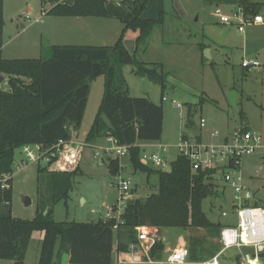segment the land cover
Here are the masks:
<instances>
[{
    "label": "trees",
    "instance_id": "obj_1",
    "mask_svg": "<svg viewBox=\"0 0 264 264\" xmlns=\"http://www.w3.org/2000/svg\"><path fill=\"white\" fill-rule=\"evenodd\" d=\"M46 1L56 3L50 14L116 18L123 23V30L112 46L53 45L47 60L6 59L0 48V83L8 78L10 85V90L0 88V180L14 172L16 151L24 146L51 149L61 140H71L72 130L81 126L85 115L90 81L104 75L103 97L86 141L110 133L119 143L130 145L129 160L135 172L146 173L148 179L158 175L156 192L144 199L136 196L128 201L122 215L124 223L119 226L117 250L126 251L131 243L138 244V226L204 228L208 236L218 237L224 225L212 221L203 210V200L217 195L212 183L215 169L193 170L190 158L181 154L168 170L140 161L143 149L138 143L162 138L163 107L147 97L131 96L125 81L118 79V72L125 64H131L137 76H146L162 88L165 86L162 66L138 60L124 42L128 30L139 32L138 47L148 41L161 20L143 17L150 0H134L131 7L114 0H75L73 4ZM262 5L239 0L246 17L260 14ZM3 28V0H0V39ZM240 114L241 118L245 117L243 110ZM181 138L188 139V134L183 132ZM82 150L80 144L67 143L62 153L46 164L54 188L63 183L71 188L73 178L80 172L78 160ZM108 166L111 175L119 173L118 159L111 158ZM9 182L12 183V178ZM62 196L66 197L67 192ZM12 198V185L3 188L0 181V259L25 264L32 233L43 231L38 264H58L54 254L59 239L60 253H69L71 264H113L115 220L56 221L55 196L42 204L43 210L34 218L21 219L12 213ZM208 236L188 237L189 260H206L221 250L222 245L208 240ZM163 249L164 244L159 240L150 253L153 258H159Z\"/></svg>",
    "mask_w": 264,
    "mask_h": 264
},
{
    "label": "rangeland",
    "instance_id": "obj_2",
    "mask_svg": "<svg viewBox=\"0 0 264 264\" xmlns=\"http://www.w3.org/2000/svg\"><path fill=\"white\" fill-rule=\"evenodd\" d=\"M162 3L165 5V13L160 12ZM52 4L45 0H16V2L7 0L3 12L4 28L1 36L4 57L7 59L33 57L32 44H36L42 47L41 58L44 60L50 58V42L45 38L40 40L41 23L37 22V18L44 10L51 8ZM18 7L22 9L21 15L15 14ZM30 7L32 10H29ZM145 8L143 16L161 20L154 26L146 43L138 47L136 41L126 35L124 42L138 60L147 61L146 63L158 61L157 64L162 66L161 70L164 73L165 86L162 88L160 84L149 79L148 88L144 91L139 76L133 72L131 64L121 67L118 79L125 81V88L131 96L147 97L163 107V132L159 142L168 147L163 151V148L154 146L147 148V151H155L167 159L169 166L166 170H168L171 162L177 157V145L182 142L183 132L188 134L191 142L201 140L203 144H216L222 142L220 139L223 134L242 120L252 130L264 134V49L261 53L247 56L233 45L228 43L225 46L221 45L219 41L222 42L223 38H218L225 27L216 23L218 19L216 12L221 9L228 14L234 13L239 8L237 0H150ZM13 16L17 18L12 20ZM25 16H29L31 20ZM22 23L26 25L34 23V25L32 28L22 30L20 25ZM246 29L249 35L264 34L263 26H249ZM237 34L243 35L235 27L229 37L234 39ZM198 42L213 46L212 58L207 56L208 48L201 51ZM244 58L257 59L262 65L243 67ZM104 87V75L90 81L85 115L79 129L82 137L84 132L88 133L93 123L103 97ZM1 88L10 90L8 78H5ZM233 89L241 93L239 108L232 106L228 100L229 93ZM175 102L180 106L177 107ZM240 110L244 111V118H241ZM201 119H204L206 125L200 132H195L193 127L195 124L200 125ZM216 131L219 132L218 136L213 135ZM96 147L85 148L81 156L80 172L73 178L71 188L65 183L54 188L51 177L45 169L47 165L29 163L23 154V161L29 167L23 171L14 169V178L10 184L13 187L11 202L13 215L21 219H32L43 210L42 204L50 202L52 196L57 199L53 202V218L56 221L89 222L104 215L106 207L118 190L115 176L111 175L102 158L95 156ZM21 153V149L16 151L15 165L18 159L22 158ZM129 159L127 156L121 160L125 163L123 175L131 180L132 193L139 192L144 199L148 193L158 189V175H152L148 179L146 173L135 172ZM110 160L109 157L105 162L109 164ZM241 175L244 184L253 194L250 202L264 207V153L257 151L256 154L244 156L241 162ZM212 183L217 195L203 200V210L213 221L221 222L224 226L235 225L237 217L232 214L233 192L224 180V172L218 171ZM66 192L67 196L63 197ZM220 192L222 196L219 195ZM26 196L31 198V203L28 205L24 202ZM217 196L220 198L217 199ZM223 210H227L231 215L223 216ZM142 227H148V231L155 228ZM188 229V237L208 236L204 228ZM207 238L218 241L217 237ZM243 251L250 253L252 248L246 247ZM36 255L37 252L32 246L27 264H33ZM138 255L144 261L141 264H161L156 261L148 263L142 251ZM239 255L237 249L226 250L222 252L220 262L240 264L242 258L240 255L237 259ZM127 261L126 259L124 263ZM0 264H14V261L0 259ZM260 264H264V258H260Z\"/></svg>",
    "mask_w": 264,
    "mask_h": 264
},
{
    "label": "built area",
    "instance_id": "obj_3",
    "mask_svg": "<svg viewBox=\"0 0 264 264\" xmlns=\"http://www.w3.org/2000/svg\"><path fill=\"white\" fill-rule=\"evenodd\" d=\"M216 16L220 22L224 24H235L240 32H245L249 25L264 27V14H256L246 17L242 8H238L232 14L223 12L218 9ZM2 43L0 41V48ZM261 62L257 59L244 58L243 67H259ZM0 83V88H1ZM165 99V97L163 98ZM177 107L180 106L175 102ZM206 125L204 119H201L199 128L202 129ZM214 136H218L219 132H214ZM107 139L111 146L99 147L94 153L96 157L104 158L106 155L109 159H118L120 162V171L115 175L116 187L118 190L117 202L106 207L104 215L100 219L104 221L115 220L114 229H118L124 223L122 215L129 200L135 198L132 193L133 184L129 178L123 175V167L125 164L121 161L124 157L130 155V145L121 144L110 133ZM69 141L61 140L51 149H43L40 145H26L22 148L24 158L29 163L47 164L53 157L59 156L65 144ZM81 145V144H80ZM83 146V145H82ZM165 151L168 147L165 144L156 145ZM178 155L188 156L192 162L193 170H211L215 169L224 172V180L233 192L232 214L237 217L235 225H225L221 229L219 240L222 244V251L215 256L206 260L198 261L196 264H221L220 256L222 252L229 249H237L241 255L240 264H260L259 254L264 252V207L252 204L250 201L253 194L244 184L241 175V162L244 156L256 154L257 151L264 153V134L248 129L245 126H237L229 133L226 138L216 144H203L202 142H191L190 139H182L178 145ZM140 161L148 166L160 169H167L169 162L160 153L149 152L143 149ZM13 173L5 175L0 181L3 188H9V179L13 178ZM223 216H230L227 210L222 211ZM148 227L138 226V240L141 248L146 253L149 262H152L151 250L156 243L161 240L156 232L147 230ZM250 247L252 252L245 253L243 248ZM252 254H255L253 257ZM189 260V249L187 246H176L169 250L166 262L170 264H184Z\"/></svg>",
    "mask_w": 264,
    "mask_h": 264
},
{
    "label": "crops",
    "instance_id": "obj_4",
    "mask_svg": "<svg viewBox=\"0 0 264 264\" xmlns=\"http://www.w3.org/2000/svg\"><path fill=\"white\" fill-rule=\"evenodd\" d=\"M74 1L75 0H60V3L73 4ZM114 1H116L117 3L123 4L126 7H129V6L131 7L133 5V2H134V0H114ZM251 1L262 3L263 5H262L261 14H264V0H251ZM14 2H16V0H14ZM6 3H7V0H3V12L5 11ZM51 3H53V2H51ZM163 3H162V8L160 9V12L165 13L166 10H165V5ZM237 3L239 5V0H237ZM55 4L56 3H53L51 8ZM51 8L44 10L41 13V16H39L37 18V22L39 21L41 23V28L39 29L40 30L39 34L41 36L40 40H43L44 38L47 39L50 42L49 43L50 47L53 45L112 46L116 43V41L120 37V34L123 30V23L119 19H116V18L98 17V16H59V15L50 14L49 10ZM21 10L22 9L18 7L16 9L15 14L21 15V13H20V12H22ZM29 10H32L31 7ZM145 10H146V8H145ZM25 17L27 19L31 20V18L29 16H25ZM143 17L152 19V17H146V16H143ZM14 18H17V16H13L11 19L13 20ZM216 23L222 27H225L223 30H221V32L218 35V38H223L222 42L219 41L221 43V45L225 46V44H227V43L229 45H233L236 49L242 50L244 52V55H245L244 42L246 39H256V38L264 37V34H256L255 35V34L250 33V35H249L248 30L246 29L245 30L246 33L242 32V34H243V35H241L242 37L239 34H237V36L234 39H232V37L230 38L229 36H230L231 32L234 31L235 27L237 28V25H235V24H224V23L220 22L219 18L217 19ZM20 25H21V29L25 30L28 27L32 28L34 23H30L27 25L22 23ZM249 26H253V25H249ZM249 26H247V27H249ZM125 35L128 38H131V40L134 39L136 41V38L139 35V32L133 31V30H128ZM221 35H222V37H221ZM216 40H218V39H216ZM0 41L2 43L1 39H0ZM36 41L38 42V40H36ZM41 43H42V41H41ZM198 44L200 45L202 52L205 48H208L209 54H210V56L208 58L213 57V46H211L205 42H203V43L198 42ZM32 46H31L33 49L32 52H34V55H32L33 57H27V58H41L42 47H39L36 44H32ZM2 47H3V43H2ZM2 47H1L2 56H3V58H6L3 55ZM262 50H260L258 53H261ZM148 62L149 63H158V61H148ZM148 80L149 79L147 78V88H148ZM213 100H216V99L213 98ZM228 100H229V98H228ZM240 100H241V93H239V95L237 97V106H238L237 108H239V106H240ZM240 125L245 126L248 129H251L248 124L244 123V121L241 120L239 123L237 122V124H235L230 130H228L227 133L223 134V137L220 140L223 141L226 138V136L232 132V130L234 128H236L237 126H240ZM81 126H82V124H81ZM81 126L78 129L72 130V138L69 141L71 144L83 145V150L80 153L79 160H78L79 165L81 164V160H82L81 156H82V154H83V152L87 146L88 147L91 146L93 148L98 146L96 148H99V147H106V146L111 145V143L107 139V135L98 137L94 141L87 142L86 136L88 133L84 132V134H82L83 137L79 133V129L81 128ZM193 128H194L195 132H200V130H201L199 128V125H197V124H195ZM159 141H141L138 144L142 147V149H145V148L147 149L149 147H154L156 145L161 144ZM199 142H201V140ZM21 155H22V158L18 159L16 165H14V169L17 168L18 171H23L25 168L29 167V165H27L23 161V152L21 153ZM177 155H178V153H177ZM106 157L107 156L104 155V158L102 160L108 166V164L105 162L107 159ZM108 169H109V166H108ZM109 172H110V169H109ZM14 173L15 172H13V174ZM135 186L137 187V184ZM156 191H153V192H156ZM153 192H151V193H153ZM151 193H148L146 195V197L148 195H150ZM219 195L222 196L221 192ZM135 196L142 198V195H140L139 192H137V193L135 192ZM220 196H217L216 198L219 199ZM117 199H118V192L111 199V201L109 202V205L115 204L117 202ZM100 217H102V215H100L97 219L92 220V221L100 220ZM89 222H91V221H89ZM214 222H216V221H214ZM171 229L172 228H157V227H155L152 230V232H156L160 236V239L164 244V249L161 252L159 258H153L151 255L153 263H155V261H156L157 263H161V264H170V263L166 262L167 256L169 254V250L173 249L176 246H182V245H185L188 247V243H187L188 236L187 235L189 233V229L173 228V229H176L174 231H172ZM120 236H121V232H119V228H118V229H116L115 239H114V251H113V255H112L113 264H126V263H128V264H141L144 262L143 260L140 259L141 257L138 255L139 252H141V251L143 252V257H145L147 259V262L152 263V262H149L146 253L141 248V243L139 242V240H138V243H140V244L131 243L129 248L126 251H118L117 247H118V243L120 240ZM219 237H220V235H219ZM219 237H217V240H218L217 242H219L221 244ZM43 239H44V232L43 231H34L32 233V236H31V239L29 242V247H28L27 254H26V258H25V264H27V257H28L29 251H30L32 246L34 247L35 252H37V255L35 257L36 259L33 262V264H38ZM60 245H61V240L59 239L57 242L55 254H54V261L57 262L58 264H61V259H62L63 254L67 253V252L60 253ZM221 251H222V249H221ZM221 251H219V252H221ZM126 259L128 261L124 263V261ZM68 264H71V263H68ZM184 264H196V261L188 260V262H186Z\"/></svg>",
    "mask_w": 264,
    "mask_h": 264
},
{
    "label": "water",
    "instance_id": "obj_5",
    "mask_svg": "<svg viewBox=\"0 0 264 264\" xmlns=\"http://www.w3.org/2000/svg\"><path fill=\"white\" fill-rule=\"evenodd\" d=\"M264 49V37L256 38V39H246L244 42V51L245 55H251V54H257L260 50ZM207 56L209 57V50H206ZM139 82L141 87L143 88L144 91L147 89V77L146 76H140L139 77ZM239 95V92L236 89H233L229 93V101L232 106L237 108V97ZM25 204H30L31 203V198L30 197H25L24 198ZM254 257L255 254H252ZM260 258H264V252L259 254ZM69 253H64L61 259V264H68L69 263Z\"/></svg>",
    "mask_w": 264,
    "mask_h": 264
}]
</instances>
